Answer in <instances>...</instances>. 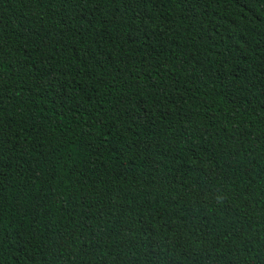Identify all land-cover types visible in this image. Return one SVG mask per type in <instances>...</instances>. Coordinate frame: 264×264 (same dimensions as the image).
Listing matches in <instances>:
<instances>
[{
  "label": "trees",
  "instance_id": "1",
  "mask_svg": "<svg viewBox=\"0 0 264 264\" xmlns=\"http://www.w3.org/2000/svg\"><path fill=\"white\" fill-rule=\"evenodd\" d=\"M0 264H264V0H0Z\"/></svg>",
  "mask_w": 264,
  "mask_h": 264
}]
</instances>
